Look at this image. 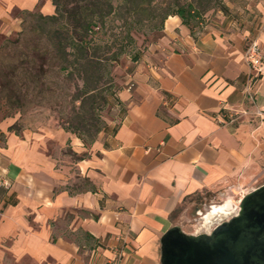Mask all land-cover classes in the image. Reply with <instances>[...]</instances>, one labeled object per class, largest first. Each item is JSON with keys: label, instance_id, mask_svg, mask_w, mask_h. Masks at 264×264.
Masks as SVG:
<instances>
[{"label": "crops", "instance_id": "crops-1", "mask_svg": "<svg viewBox=\"0 0 264 264\" xmlns=\"http://www.w3.org/2000/svg\"><path fill=\"white\" fill-rule=\"evenodd\" d=\"M53 11L52 0H0V38L22 14ZM237 13L233 28L168 15L115 94L124 113L90 143L0 122V264H160L166 230L199 233L177 221L185 201L264 184V63L247 88L243 57L255 39L264 62V0H237Z\"/></svg>", "mask_w": 264, "mask_h": 264}, {"label": "rangeland", "instance_id": "rangeland-1", "mask_svg": "<svg viewBox=\"0 0 264 264\" xmlns=\"http://www.w3.org/2000/svg\"><path fill=\"white\" fill-rule=\"evenodd\" d=\"M57 1V19L44 18L39 12L24 13L20 31L0 38V122L18 117L21 121L14 125L16 129L20 124L57 125L86 139L94 137L97 129L111 131L117 124L122 112L115 94L130 83L137 64L132 56L138 55L140 60L147 52L160 34L155 27L160 26L166 12L176 5L191 4L202 24L228 28L236 27L238 18L246 17L245 13H237V0H111L116 12L111 10L104 18V26L98 24L99 28L95 27L87 38L94 45L89 52L92 58L109 59L120 52L117 61L82 72L72 65L74 52L67 46L70 38L78 34L74 15L80 0ZM103 9H110L106 1ZM126 33L131 37L129 44ZM58 43L62 46L57 47ZM61 64L66 65L64 69H59ZM241 194L234 190L231 197H193L179 207L177 221L193 233L209 232L237 209L208 218L206 213L229 197L238 206Z\"/></svg>", "mask_w": 264, "mask_h": 264}, {"label": "water", "instance_id": "water-1", "mask_svg": "<svg viewBox=\"0 0 264 264\" xmlns=\"http://www.w3.org/2000/svg\"><path fill=\"white\" fill-rule=\"evenodd\" d=\"M160 250V264H264V184L242 196L237 212L209 232L170 227Z\"/></svg>", "mask_w": 264, "mask_h": 264}, {"label": "trees", "instance_id": "trees-1", "mask_svg": "<svg viewBox=\"0 0 264 264\" xmlns=\"http://www.w3.org/2000/svg\"><path fill=\"white\" fill-rule=\"evenodd\" d=\"M81 1V2H80ZM76 3L75 7V15L76 21L78 24V34L77 37H71L67 46H69L74 52L75 60L72 63V65L77 68L82 69V72H85L89 69V67H94L96 69H99L102 66V63H108L109 61H117V56L119 55L118 52L116 55H114L112 58H101V57H94L89 55V52L91 51V48L94 47L93 42L91 39L87 38L88 33H92L93 29L97 27L99 28L98 24H101L104 26V18L107 14L111 13V10L113 13L116 12V8L111 6V0H80ZM106 1V4L109 6L108 12H104L103 5ZM52 3L54 5V12L55 14L52 15H43L44 18L48 19H57V11H58V1L52 0ZM79 3V4H78ZM221 9L226 10L224 6H221ZM168 15H178L182 22L187 25H195L196 23L200 22L199 20V13L192 7L191 4H188L186 6H178L171 10L166 12L162 18H161V24L160 26H156L155 29L160 30L163 21ZM126 40L127 44L130 42L131 37L128 33H126ZM62 46V43H58L57 47ZM132 60L137 62L139 60L138 55H133ZM75 63V64H74ZM66 65L61 64L59 69H64ZM41 68V66H40ZM91 92V91H90ZM86 92V93H90ZM117 105H119L120 110L122 114L124 113V108L121 106L120 102L116 100ZM100 129L96 130V134ZM95 134V135H96ZM78 137L84 142V143H90L93 141L92 137L90 139H86L82 137L81 135H78Z\"/></svg>", "mask_w": 264, "mask_h": 264}, {"label": "built area", "instance_id": "built-area-1", "mask_svg": "<svg viewBox=\"0 0 264 264\" xmlns=\"http://www.w3.org/2000/svg\"><path fill=\"white\" fill-rule=\"evenodd\" d=\"M243 57L251 70L246 86L248 88V86L253 83L256 77L263 72V56L255 39H250L247 42L243 52ZM236 116L237 113L230 114L228 115V120L232 121ZM2 183L3 185H7V182L5 181H2ZM235 209H237V206H235ZM220 221H222V219Z\"/></svg>", "mask_w": 264, "mask_h": 264}, {"label": "bare ground", "instance_id": "bare-ground-1", "mask_svg": "<svg viewBox=\"0 0 264 264\" xmlns=\"http://www.w3.org/2000/svg\"><path fill=\"white\" fill-rule=\"evenodd\" d=\"M235 204L231 200V198H227L222 204L220 205H214L210 211H208L205 215V218L210 217L213 214L219 213V214H228L232 212L235 209Z\"/></svg>", "mask_w": 264, "mask_h": 264}]
</instances>
